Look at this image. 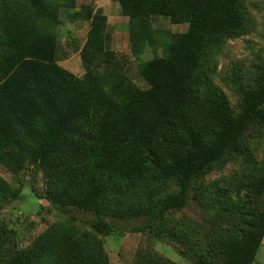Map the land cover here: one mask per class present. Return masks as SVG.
<instances>
[{
	"label": "trees",
	"instance_id": "1",
	"mask_svg": "<svg viewBox=\"0 0 264 264\" xmlns=\"http://www.w3.org/2000/svg\"><path fill=\"white\" fill-rule=\"evenodd\" d=\"M119 1L128 21L135 19L141 25L138 40H145L144 16L152 0H134L140 3L136 9ZM207 3L159 0L170 19L189 22L192 52L195 43L204 44L209 35L201 22L204 16L198 13L196 17L194 11ZM73 5L74 0H0V152L37 167L45 180L40 198L60 208L90 213L95 217L91 228L98 233L112 231L104 217H147L158 222L168 211L185 206L190 185L225 153L240 152L248 125L264 124V68L254 88H238L241 103L236 115L225 108L219 95L203 93L202 109L211 123L202 126L194 115L180 108L166 111L161 105L170 100L179 107L183 101L179 81L184 92L200 101L197 84L202 78L196 76L199 70L194 58L173 53L169 73L156 62L140 65L139 74L150 87L149 92H140L121 74L119 63L102 65L97 59L107 53L105 25L91 5L80 7V20L90 25L80 49L82 77L76 79L55 64L57 12ZM134 35L128 34L131 43ZM173 73H180V78L173 80ZM6 92L25 99L26 107L11 97L12 102L7 100ZM151 98L158 100L147 104ZM171 179L176 180L177 191L153 198ZM250 183L248 191L255 196L260 189L254 185L259 182ZM191 190L201 207L225 204L223 187ZM18 194L0 176V204L15 200ZM245 204L248 210L240 212L249 219L245 230L235 226L215 230L213 240L204 244V252L193 254L195 264L253 263L263 238L264 210L258 199L253 206L252 200ZM168 231L165 236L170 238L188 235L182 225L179 234ZM215 241L214 249H209ZM212 251L216 253L212 255ZM205 255L209 259L204 262ZM0 264L109 263L99 240L87 239L67 219L48 225L26 247L15 243L13 231L0 220Z\"/></svg>",
	"mask_w": 264,
	"mask_h": 264
},
{
	"label": "rangeland",
	"instance_id": "2",
	"mask_svg": "<svg viewBox=\"0 0 264 264\" xmlns=\"http://www.w3.org/2000/svg\"><path fill=\"white\" fill-rule=\"evenodd\" d=\"M205 1L208 3L203 9L197 6L194 11L196 17L198 13L204 16L201 22L209 35L204 44L195 43L192 52L188 46L192 41L189 22L170 19L160 7L159 0L148 3L144 16L148 36L143 41L138 40L136 34L141 25L135 19L128 21L119 0H74L72 8L62 7L57 12L56 44L52 59L76 79L82 77L84 69L80 49L90 25L89 21L80 20V7L91 5L99 12L105 25L103 44L107 53L97 59L102 65L105 62L119 63L121 74L140 92L150 91L149 84L139 74L140 65L156 62L169 73L173 53L194 58L196 70H199L195 74L202 78L197 84L200 101H194L190 92H184V85L179 81L177 83L183 99L179 107L170 100L162 101L161 105L166 111L180 108L194 115L202 126H208L211 120L202 109L203 93L219 95L225 108L236 115L241 103L238 88H254L258 82L260 71L264 68V0ZM125 4L132 9L140 5L134 0H125ZM130 32L135 34L134 43L129 41ZM177 78H180V73H173L172 79ZM10 97L18 105L26 107L25 99L6 92V99ZM157 100L151 98L147 104ZM240 147V152L225 153L216 165L195 179L183 208L168 211L158 222L147 217H104V221L112 226V231L105 235L91 228L95 217L90 213L72 207L60 208L40 198L45 188L42 172L24 160L10 158L3 151L0 152V176L19 194L15 200L0 204V220L13 231L19 247L28 246L53 222L71 219L83 236L99 240L109 264H158L156 259H167L175 264H195L197 257H193V254H198L199 250L204 252L203 246L213 240L215 230L233 226L245 230L249 219L240 216L242 208L248 210L245 202L252 200L253 206L258 199L264 210V124L248 125ZM252 181L260 184L254 185V189H260L255 196L248 191ZM245 183L246 186H243ZM210 185L226 189L221 195L224 205L204 208L193 200L191 189L197 186L208 189ZM176 191L177 182L171 179L153 198ZM180 225L187 228L188 235L174 238L165 236L171 232L168 230L179 234ZM212 245L215 246L216 241L211 243V250L214 249ZM215 253L211 252L212 255ZM202 257L204 262L209 259L208 255ZM252 264H264V233Z\"/></svg>",
	"mask_w": 264,
	"mask_h": 264
}]
</instances>
